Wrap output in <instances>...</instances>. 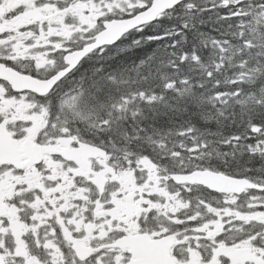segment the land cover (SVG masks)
Returning a JSON list of instances; mask_svg holds the SVG:
<instances>
[{"label":"snow or ice","instance_id":"snow-or-ice-1","mask_svg":"<svg viewBox=\"0 0 264 264\" xmlns=\"http://www.w3.org/2000/svg\"><path fill=\"white\" fill-rule=\"evenodd\" d=\"M0 264H264V0H0Z\"/></svg>","mask_w":264,"mask_h":264}]
</instances>
